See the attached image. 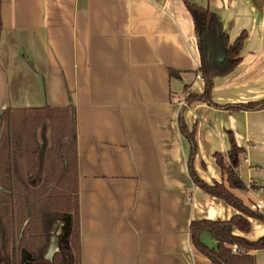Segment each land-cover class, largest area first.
<instances>
[{"label": "crops", "instance_id": "obj_1", "mask_svg": "<svg viewBox=\"0 0 264 264\" xmlns=\"http://www.w3.org/2000/svg\"><path fill=\"white\" fill-rule=\"evenodd\" d=\"M187 5L215 13L231 45L245 35L239 66L215 79L218 107L185 96L205 89ZM262 102L264 0H0V112L75 111L81 264H211L191 224L241 213L193 180L180 122L198 148L194 175L249 209L264 205V109L228 107ZM231 138L255 192L230 189L216 162ZM249 222L235 235L263 238L264 223ZM201 241L216 248L209 233ZM251 253L264 264V250Z\"/></svg>", "mask_w": 264, "mask_h": 264}, {"label": "trees", "instance_id": "obj_2", "mask_svg": "<svg viewBox=\"0 0 264 264\" xmlns=\"http://www.w3.org/2000/svg\"><path fill=\"white\" fill-rule=\"evenodd\" d=\"M187 7L194 21L200 76L205 82L203 94L190 96L187 101L190 104L200 100L216 106L212 100L215 79L228 75L239 66L245 35L231 45L229 35L215 13L196 5ZM263 109L264 102L228 107V110L246 112ZM0 121V246L6 256L4 264L26 262L23 253L31 254L35 264H81L74 109H7L0 112ZM42 129L52 133L48 146L41 142ZM180 130L192 147L189 164L193 180L209 195L222 198L241 213L229 222H193L190 233L194 246L211 264H256L251 252L264 250V237L249 242L235 232L250 233V218L264 223V213L246 208L224 184L210 186L199 180L192 166L198 149L193 134L185 130L181 122ZM231 146L226 156L216 155V162L230 189L247 190L237 173L246 152L236 146L233 138ZM61 221L62 250L48 261L45 250L50 245L55 225ZM204 233L213 237L216 248L202 243ZM233 246L244 253H234Z\"/></svg>", "mask_w": 264, "mask_h": 264}, {"label": "rangeland", "instance_id": "obj_3", "mask_svg": "<svg viewBox=\"0 0 264 264\" xmlns=\"http://www.w3.org/2000/svg\"><path fill=\"white\" fill-rule=\"evenodd\" d=\"M40 134H41V142L43 143L44 146H46V145L48 146L51 142L52 133L48 129H47V131L42 129ZM34 180L35 179H33V181ZM61 224H62V221L58 222L53 229V232H52L53 238H52L51 244L49 245V248L45 252L46 259H49V257L52 256L53 252L58 247V241H57L58 236H57V234L59 233V231L61 229ZM0 254H1V251H0ZM2 259H4V256H2ZM3 264H4V261H3Z\"/></svg>", "mask_w": 264, "mask_h": 264}, {"label": "flooded vegetation", "instance_id": "obj_4", "mask_svg": "<svg viewBox=\"0 0 264 264\" xmlns=\"http://www.w3.org/2000/svg\"><path fill=\"white\" fill-rule=\"evenodd\" d=\"M60 232H61V229H60L59 233L57 234V236H58V239H57V241H58V247L56 248L55 252H53L54 254H56L57 252H60L62 250V242H61V240L59 238ZM52 238H51V241H52ZM50 244H51V242H50ZM48 248H49V246H48ZM47 249L45 250V252L47 251ZM0 251H1V254H0V264H3V261H4V263L6 261V256L2 252L1 246H0ZM54 254L52 255V257L50 259H46V260L51 261L52 258H53V256H54ZM23 255H24V258L26 259V262H24L22 264H35L34 258L32 257L31 254L23 253ZM2 256H4V259H2ZM28 257H30V260L28 259ZM45 258H46V256H45Z\"/></svg>", "mask_w": 264, "mask_h": 264}, {"label": "built area", "instance_id": "obj_5", "mask_svg": "<svg viewBox=\"0 0 264 264\" xmlns=\"http://www.w3.org/2000/svg\"><path fill=\"white\" fill-rule=\"evenodd\" d=\"M197 78H200V79L203 80V78H201L200 75H198ZM185 96H186L187 98L190 97V92H186V93H185ZM247 190H248V191H252V192H255V191H256V188H255L253 182H251V183H249V185H247ZM251 209L254 210V211H258V212L264 213V205H263L261 202L253 203V204L251 205ZM231 249H232V251H233L234 253H239V252H240V253H244L243 251H239V249H238L236 246H233Z\"/></svg>", "mask_w": 264, "mask_h": 264}, {"label": "water", "instance_id": "obj_6", "mask_svg": "<svg viewBox=\"0 0 264 264\" xmlns=\"http://www.w3.org/2000/svg\"><path fill=\"white\" fill-rule=\"evenodd\" d=\"M0 123H1V121H0ZM28 259L30 260V257H28Z\"/></svg>", "mask_w": 264, "mask_h": 264}]
</instances>
